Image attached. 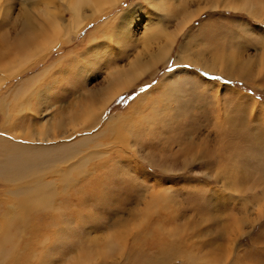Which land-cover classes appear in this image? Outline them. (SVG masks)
<instances>
[{"label": "rangeland", "instance_id": "obj_1", "mask_svg": "<svg viewBox=\"0 0 264 264\" xmlns=\"http://www.w3.org/2000/svg\"><path fill=\"white\" fill-rule=\"evenodd\" d=\"M8 1L9 10L0 17V43L8 46L22 34L23 4L37 15L43 9L67 12L60 0ZM153 2L120 0L69 39L59 35L57 46L1 87L0 104L13 97L5 100L7 108L0 106L3 142L16 140L13 125L23 136L34 131L35 139L42 129L55 138L44 145L43 163L66 154L55 168L74 162L73 168L84 165L85 173L73 170L77 176L71 174L68 185L58 181L54 195L48 194L51 206L23 210L10 231L0 229L6 250L0 264H64L90 249V239L106 235L119 237L120 245L95 256L92 264H264V15L259 20L253 14L264 0H250L247 6L239 0L244 9L230 0H166L169 14L162 27L165 35L174 34L166 59L106 104L100 115L85 109L94 102L99 110V94L109 87L113 70L122 69L142 46L147 49L143 35L160 21ZM184 11L195 12L194 18L174 33ZM135 13L128 36L116 41L113 27ZM154 45L148 48L154 51ZM187 54L207 61L235 56L249 69L235 77L231 67L230 75L207 70ZM42 69L48 70L45 76L33 80ZM180 70L185 73L172 78ZM20 103L25 107L21 114ZM112 115L125 116L133 127L130 146L116 143L129 137L128 128L127 134L121 131L123 121L114 126L118 133L108 134ZM73 142L63 151L54 148V143ZM44 174L48 180L58 178L52 169ZM21 186L0 178V222L6 195L15 203L14 189Z\"/></svg>", "mask_w": 264, "mask_h": 264}, {"label": "bare ground", "instance_id": "obj_2", "mask_svg": "<svg viewBox=\"0 0 264 264\" xmlns=\"http://www.w3.org/2000/svg\"><path fill=\"white\" fill-rule=\"evenodd\" d=\"M60 1H62L64 3V5H65L64 8L67 11L66 13H64L62 11L60 13V11H57V9L56 10L51 9V11H49L47 9H43V12L41 11V13L39 12L37 15V14H34V12H32V11H27V7L25 6V4H23V7H22L23 8V16L20 17V25L22 28L21 36L16 40V42L13 45L11 44L12 46H8V44H1L0 43V89L6 83V81H8L9 79L21 74L24 70L29 69L32 66V64H34L36 61L40 60V57L42 55H44L43 54L44 52L48 51L51 48H54L56 43H58L57 38L59 35L61 36V38L69 39L70 35L75 34L79 30L80 27H83V25H86L90 21H93L97 16L99 17V15L103 14L107 9H110L113 6H116V4L120 0H60ZM230 1H231L230 4H233L236 9H244V7H245V6H239V4H238L239 0H230ZM240 1H242L244 3V5H246L245 2H250V0H240ZM255 1H259V0H255ZM153 3L156 4V7L154 6L156 8V11H159L157 16L160 17V18H158V20H160V21H159V26H157L155 29H153V28L149 29L148 28L146 30V33L143 35V39H145L147 41V49H145L146 46H142L141 49L138 50V52H135V54L132 57L130 56L131 59H128L130 62H127V64L125 63V65L122 69L119 68V69L113 70V72L111 73V76L109 77V80H108L109 87L106 90H105V88L102 89L100 94H99L101 96V98H103V103L101 105V108H99V110H97L94 102H93L92 107L90 106V107L85 108L86 110H88V113L91 114L92 116H95L96 114H97V116L100 115L101 111L104 109L106 104H108L111 100H113L118 94H120L124 90H126V88L131 86L135 82V80H137L143 74H145L147 71H149V69H151L152 66H155L154 64H156L157 62L164 61L166 59L167 55L169 54V52L171 50L170 48H172V46H173L174 34L173 33L170 34V33L166 32L167 35H165V32L163 31V27H162V20L169 14V12H168L169 9L167 8L168 5L166 4V0H154ZM243 3H242V5H243ZM259 3H262V2H259ZM8 4H9L8 0H0V17L4 16V14H6L8 12V10H9ZM230 6L231 5H229V7ZM249 10L251 11L252 9L250 8ZM250 11L248 13H251ZM194 13L195 12H192V11H184L183 14L181 13L182 18H180L181 20H179L180 22L178 23L179 25L177 26L178 29L174 33L180 32L183 29L182 26L189 24L194 18ZM67 14H69V18H67V20H66L65 16ZM136 14L137 13H135V16L134 15L124 16L121 23L119 25H117L116 27L115 26L113 27L114 33H115L114 37H115L116 41L120 42L123 40V38H126L128 36V33L130 32V30L133 26V23L136 20V18H135ZM253 14H255L254 16H258L257 18L256 17H254V18L262 20L263 15H264V5H261L260 9L255 11ZM177 17H179V16H177ZM151 25L152 24H150V26ZM161 35L163 36V40L158 41V38ZM204 37H208V36H204ZM59 39H60V37H59ZM207 39L208 38H206V40ZM94 40H96V38H94ZM68 41H70V40H66V42H68ZM203 41L205 42V40H203ZM148 42H149V44H151V46L153 44H155L154 45L155 46L154 51H152L153 50L152 47L149 46L151 49L148 48V45H149ZM145 43H143V44H145ZM94 45H93L94 47H97L98 44H94ZM118 45H120V44H118ZM119 50H121V49H119ZM187 50H189V49H187ZM185 53H184V55H186ZM184 55H182V56H184ZM187 56L194 61L193 62L194 64H196L197 66H200V67H204L207 70L223 71V72H226L225 74L230 75L232 73V71L230 69H228V67H231L233 70V74H231V75H234L235 77L247 75L246 71L249 69L248 68L246 70V67L242 68L240 65L244 61L243 62L240 60L237 61V58L235 56L234 57H231V56H227V57L215 56L213 59H210L208 61L205 60L204 58H197V57H195V55L189 56L187 54ZM248 63H250V62H248ZM226 65H227V68H226ZM42 70H44V71L40 70L41 72L33 75L34 76L33 80L37 79L38 81H40V77L45 76V73L48 72L47 69L46 70L42 69ZM178 72L180 74L185 73L184 71H181V70L176 71V72L172 73L173 75L171 74L172 78H173V76H178L176 74ZM109 75H110V73H109ZM188 75L191 76L192 74L189 73ZM33 80H26V81L32 82ZM31 85L32 84H30L29 87H32ZM109 88L111 91H107V90H109ZM31 89H34L36 91V89L33 87ZM37 90H38V93L40 95L44 93L42 90H39V89H37ZM20 95H23V96H21L22 98L26 97L23 94V92H21ZM14 97H15V99L17 98L16 96H14ZM10 98H13V97L10 96ZM10 98H8V96H7V97H5V99L4 98L2 99L0 106H2L3 109H5L3 107L4 105L7 108L8 104H10V103H8L6 106V101H5L6 99L8 101V99H10ZM144 98H145V95H143L141 98H139V100L141 99V101H139V102L143 103L142 101ZM21 99H20V101H21ZM10 102H11V99H10ZM13 104H15V103H13ZM16 105H14V106H16ZM21 105L23 107L24 103H20L18 108H20ZM94 107L96 110L94 109ZM11 108H12V106H11ZM20 109H21L20 110V114H21V111H23L25 109V107L20 108ZM13 110H15V109H13ZM4 112H6V111H4ZM10 114H8V115H10ZM4 117H6V115H4ZM6 119H7V117H6ZM122 121H123V123H122ZM120 123H122V125H124V128L121 129L123 134L124 133L127 134L126 128L129 129V131H128L129 137L122 139V140H120V138H121L120 137V138L116 139L117 140L116 143L130 146L131 143H129L130 142L129 138H130V135L132 136L135 134V131L132 133L133 127H130V125L128 123H126V117L125 116L121 117V115H112L109 122H108L109 132L108 131H106V132H108V134H110V135L115 134V132H117V131L115 130L114 126L117 127V125H119ZM9 124H10V122H9ZM16 126L17 125H13V127H12L15 129V131H14L15 133H12V134L18 135V136H16V140H14V139L12 140L13 144L3 142V140L0 138V146H6V147H4V149L1 148L2 150L5 151V153L3 156L4 157L3 165L0 166V168H2V169H0V178L4 181L12 182V184H14L15 182H17L19 184H23V186L19 187L18 189H14V197L17 199V201L15 203H10V196L6 195V197L9 198V200H8V203L6 204V209L4 210V212L2 214V221L0 222V229L5 231V232L10 231V228L13 225V223L14 222L16 223L18 221L19 216H21L20 215L21 211L26 210V209H28L27 212L29 210H32V209L37 211V210H39L38 206L41 208H44L45 205L51 206L53 200H52V197L49 196L48 194L50 193V194L54 195V185L57 184L56 182L59 181L60 185H62L64 187V185H68L69 178L70 179L73 178V177H71V174H73L72 173L73 170L78 171L79 175H84V173H85L84 168H82L84 165L77 163V165H79V168L76 169L75 167L73 168L74 162H73V164L67 163V165H65L63 168H62V166L59 168H55L56 163L59 160L61 161L60 158L64 157L66 154L57 155L58 159L57 160L54 159L55 164L51 162V158L47 159L45 161V164H44L43 163L44 157L42 154V152L45 150L44 145L50 143L49 141H54L55 138L49 137L46 134L47 132H45V131L42 132V129H40L39 131H36V133H38L37 135L39 136L38 139H35L34 131L30 132V133L26 132L25 136H23L22 134H19L21 132H16V131H18L16 129ZM59 126H60V123L58 122L55 127H59ZM105 126H106V124H105ZM43 129H46V127L44 126ZM119 129H120V127H119ZM1 130H2V128H1ZM26 137H28L29 140H31V141L30 142L25 141V140H28ZM22 138L23 139L26 138V139L23 140ZM106 138L107 137H105V139ZM175 139H173V140H175ZM33 140H35V141L38 140V141L32 142ZM84 140L83 139H79V140L77 139L76 141L82 142ZM113 140H115V139H113ZM39 141H41L42 143L44 142V143L43 144H37V143H41ZM74 143L75 142H73L72 144H70L68 146L65 145L66 147L62 144L57 145L56 143H54L55 144L54 148H57L59 151H63V150H65V148L69 149L68 147L74 146ZM107 143L108 142H106V144ZM180 143H182V141ZM98 144H102V142H100V143L98 142ZM106 144H104L103 146H105ZM98 147H100V146H98ZM121 147H122V145H121ZM70 149H72V148H70ZM134 149H132V150H134ZM120 150L121 149H119V152H120ZM70 153L74 154V152L72 153V151ZM67 155H68V153H67ZM48 156H51V155H48ZM48 169H52L53 175L55 173V175L59 179L56 177H52L51 180L46 179L44 173ZM75 173H77V172H75ZM74 176H77V175H74ZM10 191H12V190H10ZM12 197H13V195H12ZM28 207H32V208H28ZM27 212H26V214H27ZM63 224H64V222H63ZM59 230H62V229L59 228ZM60 236H61V233H60ZM47 238L48 237H46V239ZM118 238L119 237H116V236H113L112 238L110 236L107 237V235L103 236L101 238L94 237L93 239H90V241L88 242V244L90 245V247H89L90 249L82 250V252L76 254L75 257H71L70 260L68 259L67 262L65 261L66 263H64V262L63 263L64 264H92L93 258L95 256L98 257L101 254L107 253V252L111 251L112 249L119 247L120 244H118V243H120V240H118ZM3 243L4 242H3V238H2L0 240V258L2 256H4L6 253V250L3 246ZM171 247H173V246H171ZM94 260H96V259H94ZM97 262H94V263H97Z\"/></svg>", "mask_w": 264, "mask_h": 264}]
</instances>
